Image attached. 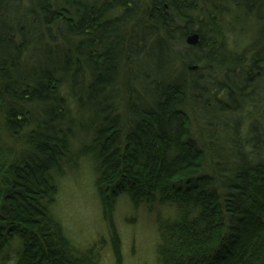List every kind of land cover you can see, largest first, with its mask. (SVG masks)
I'll use <instances>...</instances> for the list:
<instances>
[{
  "label": "trees",
  "instance_id": "trees-1",
  "mask_svg": "<svg viewBox=\"0 0 264 264\" xmlns=\"http://www.w3.org/2000/svg\"><path fill=\"white\" fill-rule=\"evenodd\" d=\"M82 159L158 264H264V0H0V264H98L50 213Z\"/></svg>",
  "mask_w": 264,
  "mask_h": 264
},
{
  "label": "rangeland",
  "instance_id": "rangeland-1",
  "mask_svg": "<svg viewBox=\"0 0 264 264\" xmlns=\"http://www.w3.org/2000/svg\"><path fill=\"white\" fill-rule=\"evenodd\" d=\"M232 48L241 51L246 41H230ZM77 169L66 171L58 178L55 202L50 213L62 226L65 236L75 249L92 251L90 258L98 264H117L113 239L120 247L121 264H158V221L144 206L134 208L129 199L114 200L111 220L104 216L96 189L92 162L82 159ZM172 214L164 212L166 222ZM159 222L160 219H159Z\"/></svg>",
  "mask_w": 264,
  "mask_h": 264
},
{
  "label": "water",
  "instance_id": "water-1",
  "mask_svg": "<svg viewBox=\"0 0 264 264\" xmlns=\"http://www.w3.org/2000/svg\"><path fill=\"white\" fill-rule=\"evenodd\" d=\"M199 41V36L197 34H193L192 36L188 37L187 44L189 46H195Z\"/></svg>",
  "mask_w": 264,
  "mask_h": 264
},
{
  "label": "bare ground",
  "instance_id": "bare-ground-1",
  "mask_svg": "<svg viewBox=\"0 0 264 264\" xmlns=\"http://www.w3.org/2000/svg\"><path fill=\"white\" fill-rule=\"evenodd\" d=\"M262 2H263V0H260V4H262ZM243 7H245L244 5H243ZM193 34H196V33H193ZM192 34V35H193ZM192 35H189L188 37H190V36H192ZM198 35V34H197ZM188 37L186 38V40H185V42H186V44H187V39H188ZM188 45V44H187ZM189 46V45H188ZM196 69V67H190L189 68V70H195Z\"/></svg>",
  "mask_w": 264,
  "mask_h": 264
},
{
  "label": "flooded vegetation",
  "instance_id": "flooded-vegetation-1",
  "mask_svg": "<svg viewBox=\"0 0 264 264\" xmlns=\"http://www.w3.org/2000/svg\"><path fill=\"white\" fill-rule=\"evenodd\" d=\"M257 75H260V72H257Z\"/></svg>",
  "mask_w": 264,
  "mask_h": 264
}]
</instances>
